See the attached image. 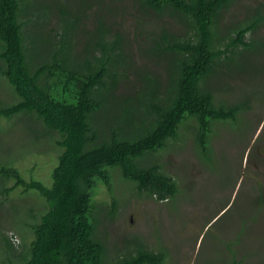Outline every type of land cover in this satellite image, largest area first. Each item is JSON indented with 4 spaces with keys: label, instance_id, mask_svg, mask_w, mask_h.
I'll use <instances>...</instances> for the list:
<instances>
[{
    "label": "trees",
    "instance_id": "16d2710c",
    "mask_svg": "<svg viewBox=\"0 0 264 264\" xmlns=\"http://www.w3.org/2000/svg\"><path fill=\"white\" fill-rule=\"evenodd\" d=\"M99 1L95 27L80 48L79 17L62 1L55 2L56 10L44 11L33 10V0H0V76L17 96L0 104V118L27 116L59 152L51 185L25 179L13 165L15 158L0 160V204L19 188L23 194L37 192L46 208L37 215L31 210L25 222L32 239L15 227L21 245L13 240L15 233H0L2 261L18 242L19 264H166L165 248L149 249L135 239L129 241L132 249H113L108 258L106 244L95 234L94 194L100 186L111 192L119 169L139 193L173 198L179 190L175 179L155 160L139 159L171 145L185 128L193 133L197 154L211 160L213 122L235 120L242 103L216 102L206 80L221 70L228 78L237 73L229 67L240 51L264 52V41L246 38L264 26V3L245 7L244 20L223 31L220 15L238 0H131L142 15L168 16L184 29L182 35L159 34L155 20L154 34L141 49L149 61L160 63L136 65L124 51L125 35L108 20L112 5ZM55 11L57 31L42 33L43 17ZM25 24L31 32L40 29L28 42ZM110 114V124L99 131L98 120ZM230 246V264H242Z\"/></svg>",
    "mask_w": 264,
    "mask_h": 264
},
{
    "label": "rangeland",
    "instance_id": "374dc122",
    "mask_svg": "<svg viewBox=\"0 0 264 264\" xmlns=\"http://www.w3.org/2000/svg\"><path fill=\"white\" fill-rule=\"evenodd\" d=\"M60 1L79 17L76 44L82 48L87 34L95 27L96 11L101 3L99 0H33V10H56L55 2ZM106 1L113 7L108 20L125 35L124 51L136 65L160 63L159 59L149 61L141 49L154 34L150 24H155V20L159 34L184 33L183 27L171 17L157 19L152 11L142 15L131 0ZM261 3L264 0H238L222 11L223 31L243 21L248 6ZM43 18L46 24L41 32L55 33L58 13ZM32 31L24 25L25 41L40 33L38 27ZM144 32H149L148 37ZM246 38L264 41V26ZM258 50L240 51L235 65L229 67L239 70L232 77L228 78L221 70L206 80L210 89H215L212 92L216 102L225 106L242 103V111L235 120L213 122L211 160L197 154L193 133L185 128H181L184 134L174 144L139 159L142 163L155 160L164 173L175 179L179 190L173 198L159 200L139 193L136 184L121 177L119 169L113 172L111 192L103 186L97 189L95 234L106 244L108 258L112 257L113 249H132L129 241L135 239L149 249L165 248L166 264H230L229 243L242 264H264V52ZM16 100L13 87L0 76V104ZM111 114L95 122L99 131L108 127ZM35 127L39 126L36 123L34 126L27 116L0 118V160L15 158L13 165L25 179L32 177L51 185V172L59 152L51 145L50 138L38 134ZM43 130L46 131L41 127ZM54 136L58 137L56 133ZM44 203L37 192L23 194L17 188L0 204V233L7 237L15 233L21 245L19 230L29 240L32 234L25 222H29L31 210L37 215L46 209ZM15 243L18 242H14L8 259L3 257L0 264H9V259L19 264L16 256L21 247Z\"/></svg>",
    "mask_w": 264,
    "mask_h": 264
},
{
    "label": "bare ground",
    "instance_id": "6f19581e",
    "mask_svg": "<svg viewBox=\"0 0 264 264\" xmlns=\"http://www.w3.org/2000/svg\"><path fill=\"white\" fill-rule=\"evenodd\" d=\"M232 2H233V1H232ZM232 2H231V3H232ZM22 4H23V3H22ZM250 7H251V6H250ZM22 8H23V7H22ZM22 11H23V10H22ZM219 21H220V20H219ZM251 23L253 24V22H251ZM227 30H228V29H227ZM211 141H212V140H211ZM211 147H212V146H211ZM214 207H215V206H214ZM219 214H220V213H219ZM210 215H211V214H210ZM241 220H242V219H241ZM261 224H262V223H261Z\"/></svg>",
    "mask_w": 264,
    "mask_h": 264
},
{
    "label": "built area",
    "instance_id": "2783aa9c",
    "mask_svg": "<svg viewBox=\"0 0 264 264\" xmlns=\"http://www.w3.org/2000/svg\"><path fill=\"white\" fill-rule=\"evenodd\" d=\"M14 241L16 240V237H14V239H13Z\"/></svg>",
    "mask_w": 264,
    "mask_h": 264
}]
</instances>
